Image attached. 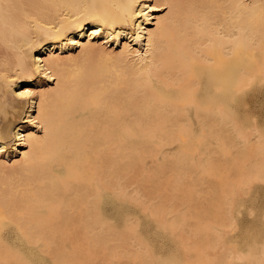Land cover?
I'll use <instances>...</instances> for the list:
<instances>
[{"label":"bare ground","instance_id":"bare-ground-1","mask_svg":"<svg viewBox=\"0 0 264 264\" xmlns=\"http://www.w3.org/2000/svg\"><path fill=\"white\" fill-rule=\"evenodd\" d=\"M263 83L264 0H0V264H264Z\"/></svg>","mask_w":264,"mask_h":264},{"label":"rangeland","instance_id":"rangeland-1","mask_svg":"<svg viewBox=\"0 0 264 264\" xmlns=\"http://www.w3.org/2000/svg\"><path fill=\"white\" fill-rule=\"evenodd\" d=\"M247 110L250 113L251 120L255 121L259 127L263 128V123H264V83L260 87H258L257 89L250 91ZM259 200H260L259 194H254L251 196V203H252L253 207L256 203L259 202ZM245 211L248 212V208H246ZM107 212L111 217H117L115 205L109 206ZM129 214L131 216L137 215V213L132 208H129ZM163 242L164 241H160L159 243L165 244Z\"/></svg>","mask_w":264,"mask_h":264}]
</instances>
